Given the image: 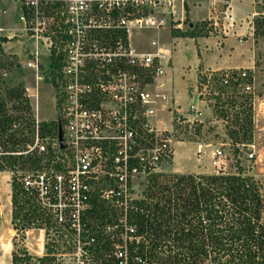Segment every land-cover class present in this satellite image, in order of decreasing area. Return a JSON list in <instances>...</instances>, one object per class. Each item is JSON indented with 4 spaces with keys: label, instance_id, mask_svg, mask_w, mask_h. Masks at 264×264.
Masks as SVG:
<instances>
[{
    "label": "built area",
    "instance_id": "2783aa9c",
    "mask_svg": "<svg viewBox=\"0 0 264 264\" xmlns=\"http://www.w3.org/2000/svg\"><path fill=\"white\" fill-rule=\"evenodd\" d=\"M22 1L19 20L32 42L27 67L39 81L44 56L61 63L57 83L62 90L66 144L58 148L63 159L29 173L22 181L56 228L72 236L77 254L84 257L94 254L98 243L88 216L94 199L118 210L125 239L134 232L127 225L128 210L136 200L134 180L160 173L162 162L174 154V135L163 127L162 117L172 111L166 79L171 50L159 38L151 40V51L139 50L132 38L145 30L161 34L171 22L174 29H182L188 0ZM207 2L210 9L204 24L210 35L235 36L243 42L247 35L254 36L258 24L264 27V0H255L244 18H239L233 0ZM244 25L248 32L240 34ZM220 77L222 86L243 87L248 73L224 72ZM202 115L192 104L181 117L186 124L202 123ZM41 142L37 133L33 149L46 154L49 147ZM251 147L249 159L255 155ZM222 156L221 150L213 156L218 169ZM110 231L108 225L104 233ZM121 246L115 255L126 264L125 245Z\"/></svg>",
    "mask_w": 264,
    "mask_h": 264
},
{
    "label": "rangeland",
    "instance_id": "374dc122",
    "mask_svg": "<svg viewBox=\"0 0 264 264\" xmlns=\"http://www.w3.org/2000/svg\"><path fill=\"white\" fill-rule=\"evenodd\" d=\"M201 5L206 4L202 1ZM23 8L22 0H0V28L5 29L0 32V94L8 99L10 90L23 91V97L28 99L32 109L30 114L35 120L34 140L39 133L41 143L50 148L46 154L39 153L37 149H33V144L29 147L28 152L42 158V165L43 163L46 165L64 158L58 150L61 148L60 143L59 147L54 145L58 135L53 142V137L43 135L41 130L43 126L58 127V130L60 126L63 128L62 95H60L62 90L57 83L60 68L51 69V58L44 56L39 72L43 79L38 81L35 71L27 67L26 62L31 58L32 42L22 30L23 25L19 20ZM185 21L182 29H174L173 22H171L165 30L161 31V34L153 30L135 33L132 43L143 51H151L150 42L156 38L166 44L171 50V54L173 53L172 64L166 67V79L170 77L169 73L171 76L173 74L182 81V90L186 89L188 92L192 84L196 85L194 70L197 65L196 61L200 58L188 37L193 34L196 36L199 29H197L198 23L193 18L187 16ZM190 24H194V26L190 28ZM257 38L259 41L254 42L256 45L258 44L256 48H259L256 72L243 69L248 73V80L243 83V87L222 86L219 79L221 74L218 72H198L199 86L197 85L196 93L198 96L200 95L199 98L203 102V106L199 108L204 113L199 117L203 121L202 123H188L190 125L183 123L181 116L187 114L177 113L174 108L170 114L169 111L162 113V117L165 120L163 127L171 129L173 132L174 152L176 147L180 146L178 142L183 143V148L186 147L183 153H186V159L191 163V168L194 167L199 172H205L203 175L220 173L239 175L242 173V176L252 179L257 184L256 186H259L264 201V27L261 24H259ZM200 65L199 61L197 67ZM246 86H250L252 89L247 91ZM189 110L190 108L187 112ZM189 117L191 120L194 119L193 116ZM223 142L228 144L222 145ZM206 143H212V148L215 147L222 151L223 156L220 160L222 167L220 169L213 165V157L211 159L204 154L203 147L202 153H198L200 145ZM252 145H254L255 155L249 159L248 154L252 150ZM2 150L3 148L0 147V152ZM236 150L240 152L239 155L236 154ZM173 158L174 154L170 159H165L160 166V171L165 176L175 174L172 171ZM31 172L34 170L20 169L18 166L16 174L23 179ZM12 182V172L0 171V264H12L14 252L18 255L27 252L31 256L30 264H45L39 259L46 256L52 259L46 264H103V261L106 264H114L109 251L100 258L95 254L81 257L74 248L72 236L62 234L63 231L60 232L55 225L44 224L45 229L35 227L26 231H22L20 227H14L12 224ZM145 184L146 178L134 180V197L136 199L142 197ZM102 206L109 217L114 206L108 202ZM98 208V211L101 210V207L98 206ZM103 214L104 212L101 211L100 216ZM100 216L89 218L91 232L97 236V239L101 235L102 237L108 235L104 233L108 225L102 222ZM17 223L21 224L19 221ZM109 228L111 231L113 230L112 226ZM121 245L124 243H118L116 248L120 249Z\"/></svg>",
    "mask_w": 264,
    "mask_h": 264
},
{
    "label": "trees",
    "instance_id": "16d2710c",
    "mask_svg": "<svg viewBox=\"0 0 264 264\" xmlns=\"http://www.w3.org/2000/svg\"><path fill=\"white\" fill-rule=\"evenodd\" d=\"M50 67L61 68V63L52 56ZM8 94V99L0 94V171L13 173L12 224L22 231L45 229L44 224L54 225L50 216L16 174L18 166L37 171L45 165L42 158L28 152L35 141L32 109L23 91L12 89ZM41 130L43 135H51L53 142L59 131L49 126ZM236 154L240 152L236 150ZM256 185L242 173L150 175L142 197L128 210L127 225L134 232L125 242V227L119 223L117 210L113 208L108 217L104 201L97 197L88 216L98 218L103 211L102 222L113 230L101 235L94 254L100 258L109 251L113 263L121 264L115 249L124 243L126 264H264V201ZM12 255V264H30L27 252ZM50 260L49 256L39 259L45 264Z\"/></svg>",
    "mask_w": 264,
    "mask_h": 264
},
{
    "label": "crops",
    "instance_id": "0c3cea01",
    "mask_svg": "<svg viewBox=\"0 0 264 264\" xmlns=\"http://www.w3.org/2000/svg\"><path fill=\"white\" fill-rule=\"evenodd\" d=\"M202 1H204L206 5H201ZM233 1L239 8V18H244L251 10H253L255 6V0ZM260 8L263 7L260 6ZM209 9L210 7L206 0H188L187 16L193 18L194 21L198 23L197 29H199L196 33V36L188 38L189 41H191V43L193 44V46L196 48V54H198V56L200 57L199 59H197L196 63L198 65L200 61L201 65L198 67L197 65L195 66L194 73L196 78V85L192 84L188 92L186 91V89L182 90V81L179 80L178 77H175L173 74L171 76L169 73L170 77L167 78V91L169 92L171 97L170 105L172 108H174V111L176 110L177 113L188 114L187 111L192 105V103L196 104L197 109L203 113L202 109H199L203 106L202 100H200V98L198 97L197 102H194L195 96H197V85L199 86L198 74L200 72L203 73L207 71H214L218 72V74H222L224 72H239L243 69H247L253 73L256 72L259 48H256L258 44L256 45L254 42L259 41V39L257 38L259 24L257 26L256 33L254 34V36L247 35L243 42H240L239 39L235 36L218 38V36L208 34L205 29L204 20H206V18L208 17ZM193 26L194 24H190V28H192ZM247 32L248 25H244L242 28L239 29L240 34H246ZM172 55L173 53L171 54L172 60H169V62L166 64V67L172 64ZM172 111L170 112L172 113ZM170 112L168 113L170 114ZM178 144H180V146H177L174 152L172 171L178 174H205V172H199L198 169L194 167L191 168V163L187 162L188 160L186 159V153H183V150H186V147L183 148L184 144L181 142H178ZM227 144V142L222 143V145ZM200 146L201 148L197 150L198 153L200 150V153H202L203 147L204 154L211 159L214 156V153L217 150H220L215 147L212 148V143H206Z\"/></svg>",
    "mask_w": 264,
    "mask_h": 264
},
{
    "label": "water",
    "instance_id": "95a60500",
    "mask_svg": "<svg viewBox=\"0 0 264 264\" xmlns=\"http://www.w3.org/2000/svg\"><path fill=\"white\" fill-rule=\"evenodd\" d=\"M197 100H198V96H195L194 102L196 103ZM58 139L60 142L61 149L66 148V144L63 140V128L61 126L59 127V131H58Z\"/></svg>",
    "mask_w": 264,
    "mask_h": 264
}]
</instances>
